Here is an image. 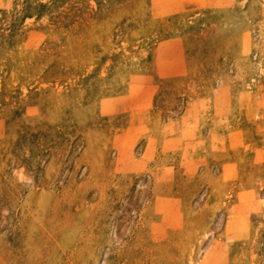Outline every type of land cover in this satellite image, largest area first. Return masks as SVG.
<instances>
[{"label": "rangeland", "instance_id": "1", "mask_svg": "<svg viewBox=\"0 0 264 264\" xmlns=\"http://www.w3.org/2000/svg\"><path fill=\"white\" fill-rule=\"evenodd\" d=\"M263 5L0 0V264H264Z\"/></svg>", "mask_w": 264, "mask_h": 264}, {"label": "bare ground", "instance_id": "2", "mask_svg": "<svg viewBox=\"0 0 264 264\" xmlns=\"http://www.w3.org/2000/svg\"><path fill=\"white\" fill-rule=\"evenodd\" d=\"M263 1V3H264V0H262ZM262 5V4H261ZM264 6V5H263ZM263 10V9H262ZM253 35V34H252ZM252 41H253V39H252ZM259 41V40H258ZM261 41V40H260ZM250 42H251V40H250ZM262 43V42H261ZM260 44V43H259ZM258 44V45H259ZM252 45V44H251ZM250 45V46H251ZM261 45H264V44H261ZM257 46V45H256ZM254 48V47H253ZM258 48V47H257ZM262 49H264V48H262ZM251 51H252V49H251ZM257 54V53H256ZM260 57V56H259ZM263 61H264V59H263ZM252 63V62H251ZM264 64V63H263ZM252 69V68H251ZM252 72H253V70H252ZM198 108V107H197ZM137 115V114H136ZM207 116V115H206ZM131 117V116H130ZM138 117V116H137ZM132 119V118H131ZM134 119V118H133ZM132 119V120H133ZM154 136V135H153ZM199 136H200V134H199ZM159 139V138H158ZM223 140V139H222ZM216 142H217V140H216ZM162 147V146H161ZM254 153V152H253ZM180 179V178H179ZM185 183V182H184ZM185 185V184H184ZM167 189V188H166ZM144 193V192H143ZM182 193V192H181ZM139 217V216H138ZM121 222V221H120ZM191 243V242H190ZM88 255V254H87Z\"/></svg>", "mask_w": 264, "mask_h": 264}]
</instances>
